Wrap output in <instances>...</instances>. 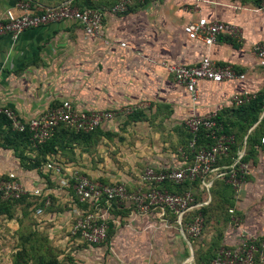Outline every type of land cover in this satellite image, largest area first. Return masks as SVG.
<instances>
[{
    "label": "crops",
    "instance_id": "crops-1",
    "mask_svg": "<svg viewBox=\"0 0 264 264\" xmlns=\"http://www.w3.org/2000/svg\"><path fill=\"white\" fill-rule=\"evenodd\" d=\"M118 1L0 0V19L8 9L19 13V3H27L36 12L68 2L104 11L99 38L87 37L82 27L72 21L27 29L16 39L0 36V105L14 109L24 119L62 100L89 111L136 107L130 114H118L104 122L92 136L99 156L91 165H76L84 171L79 173L97 181L132 188L141 184L140 177L146 168L167 170L189 160L187 144H171L159 150L149 148L150 139L161 138L162 131L155 124L164 125L176 141L185 135L183 131L189 135L184 120L194 113H220L227 123L251 121V115L239 117L237 107L229 99L245 90L255 96L260 94L264 101V69L257 65L253 52L255 44L264 45V14L255 11V0H157L134 2L126 12L114 15L109 9ZM199 17L235 24L240 37L221 34L210 47L189 39L183 27ZM206 54L218 65H230L245 73L246 78L221 83L201 81L198 101L193 103L187 90L175 83L162 63L191 65ZM263 116L264 109L246 132L254 134L255 148L248 160L245 182L233 196L229 190L224 192V198L233 202L232 214L242 219L241 228L257 236H264V142L255 140L259 135L257 128H264ZM234 129L241 134L237 125ZM27 153L35 155V151ZM243 153L240 150L238 155ZM48 162L61 165L63 174L46 170ZM46 163L41 167L47 176L44 177L36 169L23 168L13 150L0 147V175L14 172L26 188H42L48 196H55L57 204L43 213L42 224H49V239L55 238L69 248L73 242L70 226L77 213L74 165L60 154L48 157ZM210 181L212 186L214 178ZM210 187L204 189L205 204L212 198ZM129 210L127 214L112 215L111 233L97 245H109L107 264H195L196 251L207 250L213 244V232L193 242L177 228H148L145 234L135 233V227L149 222L150 217H139ZM222 232L223 245L238 242L239 231L235 228L227 226ZM94 246L75 248L82 254L86 252L84 264H92L96 259L94 254L99 249ZM254 264H264L261 254Z\"/></svg>",
    "mask_w": 264,
    "mask_h": 264
},
{
    "label": "built area",
    "instance_id": "built-area-1",
    "mask_svg": "<svg viewBox=\"0 0 264 264\" xmlns=\"http://www.w3.org/2000/svg\"><path fill=\"white\" fill-rule=\"evenodd\" d=\"M154 1L157 0H119L110 7L109 12L114 15L120 14L126 12L134 2ZM17 8L19 13L8 9L5 17L0 19V36L10 35L16 39L27 29L72 21L82 27L87 37H102L104 11L100 8H80L69 2L46 8L40 12L30 9L27 3H19ZM255 11L264 14V0L255 7ZM183 31L189 39L201 41L208 47L215 44L221 34L233 38L240 37V32L235 24L214 19L209 20L205 17L187 22ZM124 45L125 43H121V46ZM253 52L257 65L264 69V45L255 44ZM162 64L175 83L187 90L193 103L198 101L201 81L221 83L234 80L242 81L246 78L245 73L237 71L230 65H218L209 54L204 55L200 61L191 65L168 62ZM254 97L253 93L244 90L233 94L229 101L235 106H240L248 103ZM135 109L136 107L133 106L119 110H79L72 101L62 100L58 105L28 119L22 118L14 109L4 105H0V115L7 118L13 130L28 131L33 145H38L52 137L60 125L71 127L80 132H93L100 128L104 122L114 119L116 115H127ZM216 115V112L189 115L184 120V125L192 135L189 142L193 151L192 161L167 170L146 168L140 177V188L135 192L128 190L127 186L122 183L105 184L79 172L72 174L73 196L77 203V213L70 226L71 235L88 245L102 244L107 238L108 219L106 215L110 213L112 204L116 203L118 206H125L139 213H147L152 208H160L164 214H168L170 211L175 215V220L172 223L184 236L198 237L204 228V217L200 212L189 214L205 203H197L190 191L174 193L159 187L164 182L179 184L184 181L198 180L201 189H208L212 183L210 178H214V180L226 178L236 193L241 189L249 169L248 163L240 161L243 154L238 155L227 171L223 170L226 167L215 166L217 159L227 154L233 143V136L223 131L222 125L215 119ZM201 130L206 131V135L212 140V143L207 147L194 150L196 137ZM261 141L264 142V137ZM236 164L237 167H235ZM45 169L58 175L63 174L62 166L54 162L46 163ZM6 175V178L0 180L2 199L17 200L29 194L39 201L44 200V207L50 205V197L42 188L28 189L21 183L16 173L10 172ZM78 203L87 207H80ZM44 207H38L36 212L41 214ZM233 212L234 209H229L230 214ZM234 224L237 225V222L235 221ZM237 229L239 230L238 242L233 245H223L212 260V264H254L257 253L264 258V236L252 235L241 226Z\"/></svg>",
    "mask_w": 264,
    "mask_h": 264
},
{
    "label": "trees",
    "instance_id": "trees-1",
    "mask_svg": "<svg viewBox=\"0 0 264 264\" xmlns=\"http://www.w3.org/2000/svg\"><path fill=\"white\" fill-rule=\"evenodd\" d=\"M262 0H255L256 6H259L261 4ZM71 4V3H70ZM73 5V4H72ZM260 94L256 95L252 100H250L248 103L236 106V110L238 111L239 117H246L247 115H251L252 119L249 121L248 124L238 122V123H227L226 121L222 120V117L220 113H217L215 119L216 121L222 125L223 131L233 136V143L230 145V149L227 152V154L222 155L219 157L215 163V166L218 167H226L223 169L224 171H227L230 169V166L235 162L236 158L238 157V153L240 150H243L244 153L240 159L241 162L248 163L249 158L251 157V152L255 148V142L253 139V135L251 133L246 134L248 128L257 121L259 114L264 109V101L261 100ZM263 99V98H262ZM264 122V116L261 120V123ZM237 125L239 127V133L237 134L236 130L234 129V126ZM97 132V130L93 132H80L76 131L71 127L60 125L56 128L54 134L52 137L46 139L43 143L38 145H33L31 141V136L28 131L25 132H19L15 131L11 128L9 121L7 118L3 115H0V134L4 133L2 135L3 140L0 144L3 149H9L13 150L15 156L19 159L20 165L28 170L36 169L38 170L39 174L42 176H46L44 173L41 172V167L44 166V164L47 162L48 157L53 155L55 152L52 150V146L56 143L57 139L63 138L67 139L71 137L72 139H79V138H85V137H91ZM243 133V134H242ZM256 133L259 135L256 139H259V142L261 141L263 134H264V128L260 130L257 128ZM192 139V135L189 133V138L186 142L187 149L186 153L188 154V162L190 163L193 159V151L189 145L190 140ZM212 143V140L207 137L206 131L201 130L197 137L195 142L194 150L200 148V147H207ZM56 148V147H54ZM28 151H35L34 156H30L27 152ZM238 165L236 164L235 167ZM7 175H0V180L6 178ZM47 177V176H46ZM159 188L168 189L171 192L174 193H183L186 191H190L194 197L197 203L204 202L205 196L201 198L200 193H204V189L202 191L200 187V182L198 180L196 181H184L182 183L176 184L172 182H164ZM226 190H229L233 196L234 194V188L233 186L226 181V178L224 179H215L213 181L212 186L210 187V194H211V200L208 204H204L200 206L197 210L192 211L189 215L195 214L197 212H200L204 217V228L208 227L210 224L211 216L213 213L214 204H219V202L222 201L224 205H227L225 212H226V219L225 222L228 224L231 222L230 220V213L229 209L234 208L232 205V201L228 200L227 198H224V192ZM50 200L53 198L52 195L49 196ZM34 198V200H31ZM44 200H38L32 195H24L20 199L13 200V199H2L1 193H0V213H9V210H12L16 206L26 203V206L28 207L30 204L35 205L37 207H44ZM50 204L51 201H50ZM79 204V203H78ZM80 207L86 208V205L79 204ZM45 208V207H44ZM129 209L125 206H118L116 203L112 204V208L110 209V215H122L129 213ZM25 214V213H23ZM26 215V214H25ZM168 218L170 221L175 220V215H173L170 211H168ZM113 227L112 220H108V230H107V237H109V233H111V229ZM203 228V229H204ZM223 229L221 231H214V241L213 244L208 247L207 250H198L195 253V264H212V260L216 257L218 250L223 246L222 238H223ZM203 233V231H202ZM201 233V234H202ZM201 234L198 236L201 237ZM48 238V237H47ZM49 239V238H48ZM191 242L197 240H192V238H189ZM51 245V243H50ZM52 246V245H51ZM22 254L21 252H18V256L14 259L13 264H28L26 261H18V257H20ZM260 255L259 253L256 254L255 260L259 259ZM43 264H57L56 259H53L52 261L48 258L41 257Z\"/></svg>",
    "mask_w": 264,
    "mask_h": 264
},
{
    "label": "rangeland",
    "instance_id": "rangeland-1",
    "mask_svg": "<svg viewBox=\"0 0 264 264\" xmlns=\"http://www.w3.org/2000/svg\"><path fill=\"white\" fill-rule=\"evenodd\" d=\"M155 125L159 128V130L162 131V134L160 139H150L148 141V144H150L149 148L152 150L166 149L167 147H170L171 144H173L174 146H182L183 144H186L189 138V135L185 133L182 129H180L185 135H183L182 138L173 141V139L170 138L171 132L165 130L163 128L164 125H162L161 123H157ZM2 135H4V133H2ZM2 135L0 134V144L3 140ZM92 142L93 140L91 137L79 139H72L71 137L67 139L59 138L57 139L56 143L52 146V150L55 152L53 155L60 154V156L64 157L66 161L71 162L72 166L74 165L73 172H84L79 169V167H76V165L79 164L84 167L86 166V163L91 165L93 159L99 156L98 149L94 148V144ZM95 165L98 166L97 164ZM76 169H78V171ZM127 188L128 190L135 192L140 188V185H137L132 188ZM204 194L206 195V192L200 193L201 198L205 196ZM54 199L55 196L53 195V198L50 200L52 204L43 208V212L41 214H38L36 212V209L38 208L37 206H31L30 204L27 207L26 203H22L13 208L12 210H9V213H0V264H13L14 259L16 258V256H18V252H21L22 254L20 257H18V261H26L28 264H43L41 257H44L45 259L48 258L51 261L53 259H56L57 264L85 263L84 258L85 256L88 257L86 252H84L85 254H82L81 252H78L79 249L75 248L88 247V244L86 242L81 241L79 238L74 240L73 236V242L71 243L69 248H66L61 246L60 241L57 242L54 238L53 241L56 243L55 244L51 239H48L46 236L47 230L49 229V224H42L43 222H45L43 219L45 214L43 213L49 212L47 209L52 208V206H54L55 208V205L57 203H55ZM31 200H34V198H32ZM64 206L66 208L65 204ZM214 207L215 208L213 209L214 211L211 216L210 224L208 227H205L203 229V233L201 234V236L205 235L206 233H214V231L219 232L221 231V229L224 230V228L227 226L233 227L237 231H239L237 227L242 225V219H238V216L235 217V215L230 214L231 222L227 224L225 222V209L227 205H224L221 201L219 202V204H216V206L214 204ZM133 212L136 216L139 217H150L148 220L149 222H146L142 226L139 225L138 228L135 227V229L138 231L135 233L145 234V230L148 228H176L174 223L169 220L168 214H164L160 208H152L147 213H139L137 211ZM23 213H25L26 215ZM106 217L108 220L113 219L112 215L108 213ZM73 220L74 219H72V221ZM234 220L237 222V225L234 224ZM117 221L118 218H116V222ZM195 238L198 239L199 237ZM195 238H192V240H195ZM50 243L52 246L50 245ZM96 248H98L99 251L96 250L97 252L94 254L96 255V259L92 264H107V259L111 253L109 245L97 246Z\"/></svg>",
    "mask_w": 264,
    "mask_h": 264
}]
</instances>
